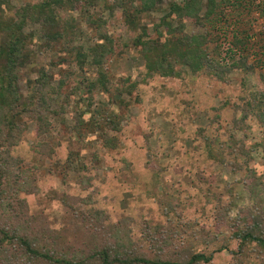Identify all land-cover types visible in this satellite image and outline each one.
Masks as SVG:
<instances>
[{
  "label": "rangeland",
  "instance_id": "rangeland-1",
  "mask_svg": "<svg viewBox=\"0 0 264 264\" xmlns=\"http://www.w3.org/2000/svg\"><path fill=\"white\" fill-rule=\"evenodd\" d=\"M44 1L4 0L0 6V47L12 38L7 27L19 19L17 10L27 5L39 6ZM72 1L73 8L56 11L57 27L29 21L24 29L27 63L21 91L28 99L29 82L37 80L45 70L56 90L51 106L59 116L51 115L49 133L42 136H38V126L29 123L28 132L11 149L15 162L29 171L34 180L32 193H20L18 197L10 193L11 202L35 228L42 223L64 234L76 210L96 208L104 213L108 223L118 224L133 243L146 246V235L153 231L161 236L157 248L163 247L166 255L180 250L183 253L184 248L191 250L192 246L195 251L206 249V244L214 240L205 239L201 244L199 236L197 243L182 244V234L197 237L203 228L217 232V207L230 210L229 216L236 217L239 208L250 203L245 186L251 180L264 186L260 153L248 159L251 169L256 170L249 178L247 171L210 160L200 135L226 141L234 133V112L239 113L252 100V93L264 91V67L260 68L264 60V0H215L217 7L209 17L206 0L197 12L201 23L182 20L177 14L170 16L173 4L192 7L198 5L194 0H158L154 9L137 18L143 0H91L94 3L87 5V18L82 13L83 0ZM78 2L79 9L75 8L79 7ZM166 16L173 28L184 23L186 34L210 40L211 50L219 47L226 51L236 37L254 36L252 49L260 53L262 62L253 64L251 58L248 70L232 71L225 81L204 71L195 73L188 67H184L179 78L150 72L141 42L166 39L167 29L161 25ZM133 19L137 27L131 28ZM56 33L60 38L54 39ZM94 49L97 60L91 53ZM84 54L92 56L84 59ZM80 112L85 119L93 117V121L115 114L121 123L119 133H112L118 148L105 149L98 130L78 126ZM248 123L247 140L257 144L262 141V128L253 117ZM79 133L83 136L74 137ZM43 144L47 146L42 147ZM72 153L80 160L66 167ZM152 153H158L159 161V168L153 170L149 168ZM83 179L89 185L83 183L80 187ZM163 192L177 197L171 224L156 202ZM68 197L74 200L69 202ZM158 225L162 226L153 227ZM218 233L222 235L207 245V251H215L226 243L225 228ZM164 237L171 240L164 241ZM237 244L232 241L229 245L236 250ZM11 252L1 263L10 258ZM231 263H236L232 256L221 253L214 256L211 264ZM241 264H264V254L253 244L249 258Z\"/></svg>",
  "mask_w": 264,
  "mask_h": 264
},
{
  "label": "trees",
  "instance_id": "trees-1",
  "mask_svg": "<svg viewBox=\"0 0 264 264\" xmlns=\"http://www.w3.org/2000/svg\"><path fill=\"white\" fill-rule=\"evenodd\" d=\"M90 1H80L85 7L82 11L84 18H87V5L90 7L96 0ZM194 1L198 5H192V7H188V4L183 6L177 3L173 4L170 16L177 14L182 20L189 18L201 23L197 12L200 5L206 3V0ZM3 3L4 0H0V6ZM157 3L158 0H143L142 8L136 12L135 18L139 17L141 13L154 9ZM81 4L75 8L79 9ZM122 6L125 8L124 4ZM67 7H74L72 0H45L39 6L30 7L27 5L18 9L19 19L7 27L12 38L10 42L0 47V264H211L214 256L221 253H228L232 256L236 263L231 264H241L249 258L253 244L264 254V186L254 184L253 180L248 186H245V190L250 194L249 206L238 207L239 212L236 217L229 216L230 210L224 211L223 208L217 207L214 214L215 221L219 224L217 232L204 228L199 229L198 238L194 235L185 237V232L182 234L184 236L182 239L185 242L182 244L197 243L200 237L202 244L205 239L215 242L217 236L222 235V233H218L219 230L225 228L228 237L225 239L226 243L222 244L221 248L210 252L207 251V245L211 242L206 244L207 250L202 248L200 251H195L192 246L191 250L190 247L184 248L183 253L180 250L166 255V250L163 247L157 248V243L161 242L159 240L161 236L154 234L153 231L146 235V242H148L145 244L146 246L133 243V239L122 232L118 224L108 223L103 217L104 213L96 208L88 209L85 212L76 210V214L71 215V223H68V231H65L64 234L61 230L46 228L42 223L35 228L26 219L28 217L26 214L18 213V206H14L9 194L12 193L18 197L20 193H32L34 180L29 175V171L20 168V165L17 164L18 161L15 162L14 156L11 155V149L17 147L25 133L28 132L29 123L38 126V136H42V134L49 133L51 115L59 116L58 112H53L51 106L52 93H56V90L52 87L51 77L45 70L40 72L37 80L29 82L28 87L31 89V93L28 99L21 91L20 83L23 69L27 63L24 29L29 21L43 22L49 24L50 27H57L56 11ZM207 7L209 17L217 7L216 1L207 0ZM130 23H132L130 24L131 28L137 27L136 19ZM96 24L101 25L100 21H97ZM161 25H165L167 29L166 39L160 41L158 37L151 38L146 42L142 41L141 45L145 48L148 69L162 77L179 78L184 67H188L195 73L204 71L211 77L225 81L227 74L232 71L248 70L251 58H254L253 64L262 62L259 57L260 53L252 49V45L255 43L254 36L247 34L236 37L226 51H222V48L219 50V47L211 50L210 40L203 36L186 34L184 23L180 27L173 28L166 16L161 21ZM57 33L54 39L60 38V33H58L59 35ZM91 53L95 54L94 57L97 60V50L94 49ZM233 53L234 55H232ZM262 53L261 55L264 57V51ZM87 56L91 57L92 54H84V59ZM263 67L264 60L260 68ZM116 117L115 114H112L107 119L93 121V117L90 120L85 119L80 112L78 126L89 127L93 131L98 130L103 147L108 150H116L118 140L112 136V133H119L121 130V123H118ZM250 117L255 118L262 128V141L257 144H251L252 140H247ZM231 125V132L234 133L233 136L229 135L230 138L226 141L221 140L218 136L210 138V136L200 134L204 138L208 158L219 165L232 166L239 171H247L250 178L251 172L256 171L254 168L251 169L252 162H248L250 157L260 153L264 167V91L252 93V100L247 102L239 113L234 112ZM82 136V133L74 134L76 138ZM45 146L47 144L42 145V147ZM156 154L158 155V153ZM156 154L152 153L149 156V168L152 170L159 168L156 166L159 162ZM159 158L161 159V157ZM77 159L80 160L78 155L70 154L66 167L68 165L71 167L79 162V160L76 161ZM68 177H71L69 168ZM77 177L80 176L77 175ZM253 179L256 180V178ZM209 182L212 183L213 180ZM83 183L89 185L83 179L79 186H83ZM86 188L87 186L83 187V189ZM174 199H177L175 194L163 192L156 201L163 215L169 218V222L173 219L171 215L176 213ZM71 200L74 198L68 197V201L72 202ZM186 225L190 226L188 223ZM165 239L169 240L170 238L164 237L163 240L165 241ZM232 241L238 242L236 250L230 248L229 244ZM10 251H12L10 258H6L5 263H1L6 253ZM258 260V258L255 259V261Z\"/></svg>",
  "mask_w": 264,
  "mask_h": 264
}]
</instances>
